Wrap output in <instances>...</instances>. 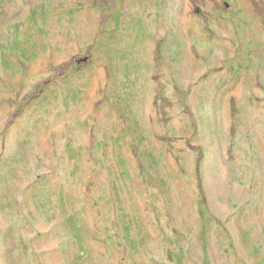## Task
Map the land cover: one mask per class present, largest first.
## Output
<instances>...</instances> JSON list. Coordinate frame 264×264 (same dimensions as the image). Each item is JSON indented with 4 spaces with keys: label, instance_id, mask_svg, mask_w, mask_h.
<instances>
[{
    "label": "rangeland",
    "instance_id": "rangeland-1",
    "mask_svg": "<svg viewBox=\"0 0 264 264\" xmlns=\"http://www.w3.org/2000/svg\"><path fill=\"white\" fill-rule=\"evenodd\" d=\"M0 264H264V0H0Z\"/></svg>",
    "mask_w": 264,
    "mask_h": 264
}]
</instances>
